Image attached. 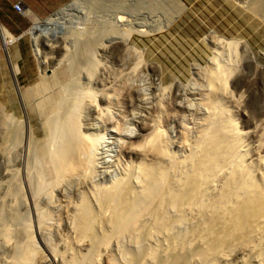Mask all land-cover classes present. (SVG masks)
I'll return each instance as SVG.
<instances>
[{"label":"rangeland","instance_id":"1","mask_svg":"<svg viewBox=\"0 0 264 264\" xmlns=\"http://www.w3.org/2000/svg\"><path fill=\"white\" fill-rule=\"evenodd\" d=\"M15 1L23 3L19 12ZM51 1L0 3V25L13 36L10 65L17 66L14 75L0 41V264H23L31 238L37 251L30 264H264V227L255 241L225 245L208 262L198 252L212 241L196 232L209 217L199 206L217 199L238 161L264 192V0H77L56 21L64 51L43 79V56L27 32L72 0ZM75 120L93 142L91 165L57 183ZM214 127L222 131L215 142L226 134L225 143H236L233 159L196 180L179 206H163L162 228L153 202L136 229L93 246L79 239L82 200L94 236H103L111 213L99 201L102 191L122 177L137 190L141 164L170 165L165 187L173 189ZM158 131L165 154L145 149ZM220 143L224 155L228 143ZM79 153L80 161L88 158Z\"/></svg>","mask_w":264,"mask_h":264},{"label":"bare ground","instance_id":"2","mask_svg":"<svg viewBox=\"0 0 264 264\" xmlns=\"http://www.w3.org/2000/svg\"><path fill=\"white\" fill-rule=\"evenodd\" d=\"M76 2L78 1L72 0L70 3L61 7L56 13L49 15L46 19L37 20L31 27V29L27 32V34L33 37L35 55L40 54L41 56H43V60L39 64L40 73L44 75L43 79L47 78L48 76L47 69L49 63L54 58L53 55L56 54V56L58 57L61 51H64L63 35L61 36L58 31L61 26L57 29L56 21L57 19L59 20V16L66 10L70 8L72 9V7L76 5ZM258 4H253L252 9L254 8L255 10H258ZM0 41L1 44L5 42V45H8L13 41V36L1 25ZM118 42L113 44L114 49L121 47V43ZM43 50H46V52H43ZM61 55L62 57L64 56L63 54ZM16 67L17 66L14 65L11 66L14 75L17 74ZM229 69H223V74L225 76H227V74H230ZM42 75L39 76L42 77ZM38 91L40 92V90L37 89V92ZM91 96L92 95H90V98ZM101 101V97H99V101L91 99V104H93L94 106L95 103L97 104ZM60 126L64 127V125L62 124ZM218 128L219 127H214V130H212V134H210L208 138L209 140L205 141L203 144V149L200 154V157L196 162L193 161L194 163H191L193 165L189 169V173H185L182 177L180 176L181 179H178V182H176L173 189L168 190V187H165L166 183L170 180V178L168 177L169 170H172L170 165L166 168L157 167L156 169H150V167H144L141 164L138 166V168H136L137 173H135L136 185H134V188H137V190H132V188L130 187L131 184H128V181H124L123 179L125 178L122 177V180L117 181L110 188L102 191L99 201L103 207H107L108 209H110L109 211L111 213L108 221L110 225V228H108L110 230L106 232V234H104L103 236L98 238L97 236H94L92 232V223L94 221L93 214L91 213L88 203L86 204V202L82 200L81 206L77 208L75 214V222L77 224V232L79 239L81 240L87 238L93 246L98 245V243H107L108 239L111 238L113 235H118L128 230L131 231L133 229H136L137 222L141 220V217L144 213L150 210V207L152 206L153 202H156V208L154 210V213L157 217V226L158 228H162L166 221L164 212L161 210L164 209L163 206H179L178 204L182 203L187 193L190 191L194 192L195 188H197V183H195L196 180L198 182L199 180L210 178V176H213L215 173L217 174L220 160L223 158L224 160L227 159L226 161H228L229 159L231 160V158L233 157L235 153V151L233 152V146H236V143L233 142L234 144L232 145L230 144L231 141L229 142L227 140L229 142H227V146V143L223 141L224 139H226L224 138L226 134H224L223 137L221 136L219 141L215 142V136L218 135L219 132H222L221 130L219 131V129L221 128ZM61 129L64 130V128ZM227 131L228 130L226 129V133ZM66 132H61V134ZM229 132L231 134V129ZM77 136H79L80 138L79 145L76 144ZM65 137L66 138L64 146L66 147V152L69 154L66 156L65 161L61 160L64 162V164L62 163L63 166L60 172H58L57 183L59 182V177L63 176L62 174H68L70 176L75 175L82 171L83 168H85L86 166L89 167L91 165L90 151L92 150V146L94 145L92 140L89 139L90 137L88 138L86 135L81 137L79 135L76 120L74 121L73 125L70 126L68 134ZM227 139H229V137H227ZM230 139L233 138L230 137ZM233 141L236 140L233 139ZM220 142H224L223 144H225L227 146L226 149H228L224 153V155H222L223 151L220 148ZM164 145L165 143L162 145V134L158 131L156 133L154 132V134H152L148 138V141L145 145V149L147 151L154 150L159 151L161 154H165V151L162 148ZM79 152L85 153V155H87L86 158H88L84 161H80L79 158L75 156ZM52 160L54 161V159ZM240 166L241 165L238 161L236 168L225 180V184L222 188V191L220 192L216 200H214L209 205L203 204L199 206L200 210L204 211L205 214H208L209 217L206 221V224H204V227L202 226L199 229L197 228L196 232L198 233V237H200V239L202 238L205 241L206 239H209L212 241V244L210 246L207 242L206 244L208 245L205 247L203 246V248L200 249V251L198 252V257H200L201 260H210V258L215 254V252H219L225 245H228L232 242L238 243L240 241H255L253 240V238H256L258 233H260L261 231L260 229L264 227V192L260 190L258 184L253 179V175H251L249 171L243 170V168L241 169ZM48 182H46V184ZM165 189L166 192H163ZM26 232L28 234V239H30L29 229L26 230ZM35 251H37V249L34 246V242L31 238L29 248L26 251L27 259L23 264L31 263L34 255H36ZM148 253H150V251H148ZM108 264H114V262L108 260Z\"/></svg>","mask_w":264,"mask_h":264},{"label":"water","instance_id":"3","mask_svg":"<svg viewBox=\"0 0 264 264\" xmlns=\"http://www.w3.org/2000/svg\"><path fill=\"white\" fill-rule=\"evenodd\" d=\"M178 1L181 2L180 0H178ZM2 47H3V52H4V55H5L6 61H7L8 65H9V67H11L10 61H9V55L7 53V49H6L5 42L2 43ZM13 81H14V89H15V92H16V94L19 97V89H18V87H17V85L15 83V79L14 78H13Z\"/></svg>","mask_w":264,"mask_h":264},{"label":"built area","instance_id":"4","mask_svg":"<svg viewBox=\"0 0 264 264\" xmlns=\"http://www.w3.org/2000/svg\"><path fill=\"white\" fill-rule=\"evenodd\" d=\"M23 8V3L21 1H17L16 3H14L13 5V9L16 11V12H19L21 11Z\"/></svg>","mask_w":264,"mask_h":264},{"label":"crops","instance_id":"5","mask_svg":"<svg viewBox=\"0 0 264 264\" xmlns=\"http://www.w3.org/2000/svg\"><path fill=\"white\" fill-rule=\"evenodd\" d=\"M4 0H0V3H2ZM6 1V0H5ZM9 1V0H8ZM17 1H15L14 3H16ZM49 2H52L51 0H49ZM14 3H12V7H13V5H14Z\"/></svg>","mask_w":264,"mask_h":264}]
</instances>
